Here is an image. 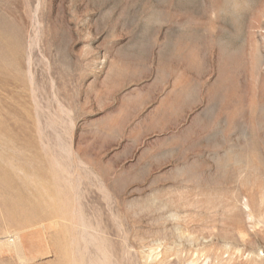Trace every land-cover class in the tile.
<instances>
[{"label": "rangeland", "instance_id": "obj_1", "mask_svg": "<svg viewBox=\"0 0 264 264\" xmlns=\"http://www.w3.org/2000/svg\"><path fill=\"white\" fill-rule=\"evenodd\" d=\"M0 264H264V0H0Z\"/></svg>", "mask_w": 264, "mask_h": 264}]
</instances>
